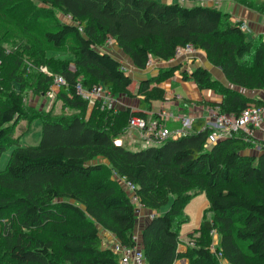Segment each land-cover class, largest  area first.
<instances>
[{
    "label": "trees",
    "instance_id": "trees-1",
    "mask_svg": "<svg viewBox=\"0 0 264 264\" xmlns=\"http://www.w3.org/2000/svg\"><path fill=\"white\" fill-rule=\"evenodd\" d=\"M7 1L0 0V21H14L18 35L30 37L27 24L38 22L41 4L72 19L44 31V42L57 51L65 43L73 45L71 59L58 57V65H52L64 80L58 87L53 85L51 69L28 71L21 63L23 56L17 55L20 47L5 49L6 33L0 36V67L13 55L20 66L8 73L19 92L0 88L4 97L0 155L15 146L0 171V222L6 211L15 209L24 230L46 228L52 217L57 222L66 214L82 224L72 230L54 226L53 232L62 239L54 250L50 240L12 232V222L7 219L0 229V264H119L112 249L101 247L99 227L123 245H137L144 264H175L181 259L189 264H221L220 258L229 264H264V141L257 155L242 153L248 139L242 133L206 148L210 130L198 119L184 135L131 151L117 140L124 125L133 118H146L144 113L127 109L112 116L99 103L85 121L87 102L75 93L78 82L87 91L99 86L116 88L128 98H137L141 109H150L153 102L167 100L159 84L175 67L161 69L134 88L122 64L100 46L111 39L136 69L144 70L149 60L168 62L177 47L189 44L202 50L208 62L237 89L224 87L209 70L196 67L181 71L182 81L193 83L200 91H211L220 100L191 102L183 98L182 102L237 117L249 105L264 107V101L249 99L239 91L264 89V36L248 38L240 30V22H231L219 9L203 5L184 7L156 0H34L37 5L29 2L26 6L24 2L7 5ZM241 5L258 6V14L264 16V0H243ZM50 86L74 112L55 118L28 116L19 94L31 87L34 94H44ZM15 118L27 120L24 132L33 119H40L37 145L21 146L13 138L5 125ZM114 175L134 184L138 202L150 211L139 241L133 240L136 205ZM199 194L207 200L203 210L212 217L188 234L193 238L200 233L198 240H190L195 246L186 244L180 252L178 231L188 221L184 208ZM211 230L219 236L216 253L220 256L210 252L209 240L202 239Z\"/></svg>",
    "mask_w": 264,
    "mask_h": 264
},
{
    "label": "rangeland",
    "instance_id": "rangeland-1",
    "mask_svg": "<svg viewBox=\"0 0 264 264\" xmlns=\"http://www.w3.org/2000/svg\"><path fill=\"white\" fill-rule=\"evenodd\" d=\"M198 1L202 2L203 4L208 3L212 7L220 8L222 10H227V11H232L236 5L242 7L244 10H247L249 13L256 16L255 24L256 25L258 24V26H259L256 28L257 29L256 31H253V29L250 30L251 24L246 22L245 25L248 27V30H249L247 32L244 31L246 33V36L248 38L264 36V16L258 14V12H257L258 6H254V7L242 6L241 3L243 0H198ZM260 1H262V0H260ZM16 2H20V3L24 2V3H26V6H28L27 3H29V2H31L34 5H37L36 1H34V0H8L6 2V4L11 5V4H14ZM190 3L191 2L186 1V0L183 2L178 0V4L183 5L184 7H190ZM38 7L43 8L41 17L39 18L38 22L36 23V21H31V23L28 22V24H27L28 28L31 30L30 37H27V36L23 37L21 35H18L19 33L16 32L17 29H15V27L17 26V25H15L16 23H14V21H10V20L7 21L5 19L0 21V36L4 32L6 33L5 37H4V40H5L4 48L5 49L14 50L17 47H20L21 51H19L17 53V55L20 57L23 56L21 63H22V65H24V64L26 65L25 68H27L28 71H31L32 73H37L40 70L47 72V69L48 70L51 69L50 71L53 74V85H55V83H57V82L60 83L59 80L60 79L62 80V78L59 75L54 73L55 69H53L52 65L53 66L58 65V63H59L57 60L58 57H61L62 59H71L72 58L71 54H69V48H70V46L73 45V43L72 42L69 44L65 43L62 45V51H57V50L52 49L51 46L47 45L44 42V40L42 39V33L44 31H48L57 22H68L69 23L72 19L69 16L62 15L59 12H56V11L51 12V10H47V8L41 4H38ZM31 10H30V12H31ZM32 12H33V10H32ZM230 17H231V15L227 14L228 20H230ZM240 20H242V19L240 18ZM237 22L244 23L241 21H237ZM18 27H20V26H18ZM240 30H242V29H240ZM110 40L111 39H107L106 41H110ZM106 41L104 44H102L100 46L101 49L103 48L107 51L110 49L118 48L114 42H112V41L106 42ZM25 47H27L28 50L24 51L23 49ZM119 50L121 51V49H119ZM194 50H196L194 52L196 54V57L193 60L195 63L192 61L191 65H194V64L207 65L208 64V68L212 69L213 66L208 62L206 54H204L202 50H198L196 48H194ZM190 51L191 50L189 49L188 52H190ZM23 54H25V55H23ZM123 55L126 58L128 57L124 53H123ZM17 60H18V58L16 59V61ZM23 60H25V61H23ZM16 61H15L14 55L10 56L9 59L6 62H4V65L0 67V88L4 92H11L13 90V92L16 94L20 90L19 85L12 83V80H10L9 76H8V73L11 70H19L20 69L19 63H16ZM152 61L153 60H150V63H152ZM47 62L51 63V66H47ZM120 63L122 64L124 71L128 75L132 76L134 79H136L138 77V74L135 71L136 68L134 67V69H132V67L130 66L132 63L130 64L125 58L122 59ZM41 64L43 65V67H39V65H41ZM156 64H158V63H156ZM156 64L155 65L154 64H152V65L146 64V68H148L147 71L148 72L151 71L154 74L155 73L154 71H156V67H160V66H156ZM164 68H165V66H164ZM216 69H218V68H216ZM159 72L160 71H158L157 73H159ZM211 73H212L211 74L212 77L218 78V81L224 87H227V88L232 89V90L237 89L236 86L231 85L229 83V81L223 76V74L221 73V71L219 69H218V71H216V70L213 71V69H212ZM216 74H218V75L216 76ZM175 75H176V72L170 73L165 79L162 80V82H166L167 80H170L171 78H174V77H176L175 79H177L179 77V75H177V76H175ZM180 77H181V75H180ZM133 82H135V80ZM174 86L176 89V93L181 94V89L179 87H176V85H174ZM239 91L242 94H244L245 97H247L249 99L254 98V99H259V100L264 101V89H252V90L240 89ZM210 92H208V93H210ZM103 94L107 95L106 99L100 100V101L99 100L95 101V98L87 100V99H84L80 96L82 98V100L87 102V107H86V110L83 114L85 121L89 120L90 115L93 113L94 107L98 108L99 103H100L99 108L100 107H101V109L106 108L107 111L110 110L111 111L110 114L112 116H115L116 114H119L125 110L126 97H124V94L119 93L116 88H114L113 90L104 88ZM211 94L218 96L217 94H215L213 92H211ZM19 95L21 96L22 107L27 111L26 113L28 114V116L31 114L32 115L40 114V115H49L51 118H53V117L55 118V117L61 115V113L69 115V114L74 112L73 109H71L69 107H65L62 100L57 97V94L53 91V88L51 86L49 87L48 91L44 94H39V95L34 94V91L31 87L29 89L25 88L24 93L19 94ZM2 96H0V98H2V99H0V105L4 102V97H2ZM119 99H120V104H119ZM121 101H122V103H121ZM130 102H133V101H130ZM135 102L136 101L134 99V103ZM166 102L167 103L165 104L164 109H166L168 112H171L173 117H178V119L170 118L169 121H167L168 130L170 132L175 131L179 128H184L185 130L186 129L190 130L189 125H191L193 123V121H195V119H196V115L194 114V112H197L198 110H199L198 112H201V110L198 108L194 109L193 106H190L194 109V111H191V109H189V106L185 105L182 102L181 98H178V97L176 99L173 97H169V99ZM157 107L158 106L156 105L154 107H150V109L149 108L148 109L147 108L142 109V112L146 116V118H144V120H146V123H143V124L138 123L136 126H133L130 123L131 120L128 121L127 124L124 125L125 126L123 128L124 131L122 130L123 134L119 137V140H117V142L118 143L121 142L124 148L131 150V151H137V150H140V149H143L146 147H153V146L160 145V142L143 140L140 137V132L142 133L143 127H145L147 124H151L153 122V120L155 119V118L153 119V117H154L153 114L156 115L157 112L153 113L150 116V114H149L150 110L151 109H153V110L157 109ZM134 108H135V106H134ZM101 109H100V112L103 111ZM128 109H130V111H136V109H132L131 106ZM204 114L206 115V113H204ZM210 116H212L211 111L207 114L206 118L203 120L204 121L207 120ZM180 117L187 118L188 123L186 122L185 124H183L182 119H180ZM5 126H6V128H8V131H12L13 138L19 139L18 140L19 145H21V146H35L39 143L40 135H41L40 119H33L30 123L28 131H26V132H24V131H25V127L26 128L28 127L27 126V120L25 121L23 119L15 118L12 122L8 123ZM204 128H205V125H204ZM263 129H264V125L258 131H262ZM255 133L252 136L248 137V139H246V141H245L246 148L242 150V153L244 155H257L259 153V148H260L261 142L264 141V138H262L263 135H260V137L255 136ZM14 147L15 146L8 148L6 151H4L0 155V171H3L5 169L6 164L8 162V159H9V156H10ZM97 160L100 162H105V160L102 158H98ZM114 177H116V176L114 175ZM125 182L126 181L124 180L123 184H125ZM245 190H249V189H245ZM250 192H253L252 188L250 189ZM128 196H129V194H128ZM204 197L205 196L203 194H199V195L191 198L190 201L185 205L184 214L187 217L188 221L181 224L179 231H178L179 239L181 240L180 244H179L180 246H183L184 244H185V246L187 244L190 247L195 246V244L193 242H190V240H192V239L194 241L198 240V238H199L198 236H200L199 235L200 233L195 235L193 238H188V234L193 233L194 231L200 229L201 222L204 219L210 220L212 217V214L210 212H208L207 210H203L205 208V198ZM130 201L132 204H134V200H132V198L130 199ZM136 208H137L136 209V222H137V218L140 216L139 215L140 211L141 210H147V209H145L144 207L142 209H140L139 205H137ZM200 208H202V211L200 213H198ZM54 217H56V216H54ZM54 217H52V219H51L52 221L47 225L46 228H43V229H37L36 228L33 230H24V229L19 227V216L16 213V210L12 209L10 211L9 210L6 211L3 214L2 218H5V219L2 220V222H0V229L4 225V222L7 221V219H10L12 222V229H11L12 232H22L23 231V232H26L28 234L34 235L35 237H37L39 239L50 240L53 243L54 250H57V248L60 247L62 244V239L60 238V236L56 232L55 233L53 232L54 226H57L58 228L61 227L62 229H65V230H72V229H77V227H79L82 223L79 222L77 220V218L75 216H73L72 214H66V216L61 218V219L58 218L57 222L56 221L53 222ZM136 222H135V236H136V241H139L138 233L141 232L139 229L141 224H139L138 222L136 223ZM137 230L139 232H137ZM98 232H99L100 237H101V241H102L101 247L103 249H112L116 243L119 244V241L113 235L102 230L100 227L98 228ZM217 237L219 240L218 235H217ZM217 237H216V235L212 236V232L209 231L208 233H205V232L203 233L202 239L205 242H207L209 240V242L211 243V242H215ZM220 261H221L220 262L221 264H229L223 258H220ZM184 264H189V261L186 260Z\"/></svg>",
    "mask_w": 264,
    "mask_h": 264
},
{
    "label": "built area",
    "instance_id": "built-area-1",
    "mask_svg": "<svg viewBox=\"0 0 264 264\" xmlns=\"http://www.w3.org/2000/svg\"><path fill=\"white\" fill-rule=\"evenodd\" d=\"M181 2L185 0H179ZM240 29L247 32L248 27L245 25V23L240 24ZM111 41V40H110ZM106 41V42H110ZM101 49V48H100ZM191 50L188 52V50ZM106 51L105 49H101ZM196 50H194V47L187 44L182 47H177L174 52V57L170 61H177L182 58H189L192 56H195L194 53ZM155 62L152 61L150 63V60L147 62V64H154ZM60 83H55L56 86H60L64 84V80L60 79ZM104 87L99 86L95 88L93 91H87L85 90L81 84L78 82L75 87V93L78 96H81L84 99H93L95 98V101L97 100H105L106 94H103ZM105 104V103H104ZM103 107V106H102ZM212 116H210L207 120L204 121L205 128L210 130V134L207 137L205 147L210 148L213 144L224 140L231 138L236 133H242L247 137L252 136L256 131L261 129L264 125V107L262 106H256V105H249L244 110H242L241 114L237 117L233 115H226V114H220L218 113V109L211 110ZM155 118V119H154ZM170 118H176L173 117L171 112H168L165 109H161L156 113V116L153 117V122L151 124H147L145 127H143L142 133L140 132V137L143 140H149L154 142H162L168 138H177L181 135H184L188 133L190 130L179 128L175 131H169L167 127V121H169ZM182 119L183 124L186 122L188 123L187 118L180 117ZM205 119V118H204ZM181 122V121H180ZM181 122V123H182ZM130 123L133 126H136L138 123H146V120L141 117L133 118ZM132 126V127H133ZM191 127V125H189ZM189 127V129H190ZM118 182L121 184V186L125 189L127 194L134 200V204L137 206L139 205V208L142 209L143 207L139 204L138 198L135 195V185L126 181L124 178L116 177ZM124 180L126 181L125 184H123ZM123 181V182H122ZM130 198V199H131ZM212 236L216 235L217 233L214 230H211ZM214 233V234H213ZM133 240L136 242V236H133ZM217 246H218V237L215 242H211L209 245V250L212 253L217 252ZM112 252L118 257L119 264H144V259L142 257L141 250L137 245H123L121 243H116L115 246L112 248ZM218 256H220V253H216Z\"/></svg>",
    "mask_w": 264,
    "mask_h": 264
},
{
    "label": "crops",
    "instance_id": "crops-1",
    "mask_svg": "<svg viewBox=\"0 0 264 264\" xmlns=\"http://www.w3.org/2000/svg\"><path fill=\"white\" fill-rule=\"evenodd\" d=\"M156 1L162 2V3H167V4H175V3H178V0H156ZM186 1L191 2L190 3V7H193L195 5H203V6L212 7L208 3L203 4L202 2H200L198 0H186ZM217 9H219L220 11H222L225 14L231 15V17H230V21L231 22H236V21H241V22H244V23L248 22V23L251 24V29L250 30L253 29V31H256L257 30L256 28L259 27L258 24L257 25L255 24L256 16L252 15L247 10H244L242 7H240L238 5H236L233 8L232 11L222 10L220 8H217ZM240 18L242 20H240ZM107 52L114 59H116L117 61L121 62V60L125 58L131 64L130 59L128 57L126 58L123 55V53L118 48H114V49L107 50ZM195 57H196V55L195 56H192V57H189V58H182V59L177 60V61H168V62H165V63H161V62H156L155 61L154 65L156 63H158V64H156V66H160V67H156V71H154L155 72L154 74L151 71H150L151 73L148 72L147 71L148 68H146L144 70L135 69V71L138 74V77L136 79H134L132 76L129 75L133 81L135 80V82H133V87L135 88L137 86V83L140 80L145 79V78H148V77H153L156 74H158L157 72L160 71L161 69H163L164 66H165L164 69L171 68V67H175V69H176L175 70V72H176V75L175 76L179 75V77L177 79H175L176 77L171 78L170 80H167L166 82H161L159 84V87H161L162 89L165 90L166 95H167L166 96L167 100L169 99V97H173L175 99L178 97V98H181V100L183 98H186V99H188L191 102H194V101L200 102L202 100L203 101H219L220 100V97L211 94L210 91H200V90H198L196 88V86L193 83L182 81V79L180 77V72L181 71H187L188 72L189 70H191L193 68H196V67H203V68L209 70L210 73L212 72V69H213V71L214 70L218 71V69H216L215 67H212V66H211L212 69L211 68H208V64L207 65H200V64L191 65L192 64V61L194 60ZM130 66L132 67V69H134V66L132 64ZM217 75L218 74H216V76ZM214 78L218 80V78H216V77H214ZM174 85H176V87H179L181 89V94H177L176 93V89H175V86ZM208 92H210V93H208ZM124 97H126V96L124 95ZM134 99L136 101L135 103H134ZM130 101H133V102H130ZM166 101H164V102H159V101L153 102L151 104V107H154L156 105L158 107H157V109H154V110L151 109L150 110V112H149L150 116L153 113H156V112H158L161 109H164L165 104L167 103ZM121 103H122V101H121ZM119 104H120V99H119ZM130 106L132 107V109H136V110H141L142 111V109L139 107V101H138L137 98H128V97H126L125 110H127ZM134 106H135V108H134ZM190 106H193L194 109L195 108H198V109L201 110V112H198L199 110L197 112H194V114L196 115L195 121L198 120V119H204V118H206L207 114L211 111V108L210 107H203L201 105H192V104L189 105V109H191V111H194V109L192 107H190ZM204 113H206V115ZM260 135H263L262 138H264V129L262 131H256L255 136H259L260 137ZM259 150H260V148H259ZM206 207H207V200L205 198V208ZM201 211H202V208L199 209L198 213H200ZM139 215L140 216L137 218V222L139 224H141V226L139 227V229L141 231V229L145 225V222L147 221L148 217L150 216V211L149 210H141L140 213H139ZM137 232H139V231L137 230ZM138 237H140V232L138 233ZM178 249H179L180 252H184V250H185V244L183 246H180L179 245ZM185 261H186L185 259L177 260L175 264H184Z\"/></svg>",
    "mask_w": 264,
    "mask_h": 264
},
{
    "label": "bare ground",
    "instance_id": "bare-ground-1",
    "mask_svg": "<svg viewBox=\"0 0 264 264\" xmlns=\"http://www.w3.org/2000/svg\"><path fill=\"white\" fill-rule=\"evenodd\" d=\"M129 198H131V197H129ZM142 253V252H141Z\"/></svg>",
    "mask_w": 264,
    "mask_h": 264
}]
</instances>
